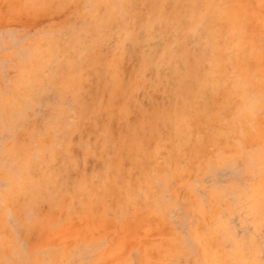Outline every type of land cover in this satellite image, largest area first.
I'll return each mask as SVG.
<instances>
[{
    "label": "rangeland",
    "instance_id": "374dc122",
    "mask_svg": "<svg viewBox=\"0 0 264 264\" xmlns=\"http://www.w3.org/2000/svg\"><path fill=\"white\" fill-rule=\"evenodd\" d=\"M0 264H264V0H0Z\"/></svg>",
    "mask_w": 264,
    "mask_h": 264
},
{
    "label": "bare ground",
    "instance_id": "6f19581e",
    "mask_svg": "<svg viewBox=\"0 0 264 264\" xmlns=\"http://www.w3.org/2000/svg\"><path fill=\"white\" fill-rule=\"evenodd\" d=\"M28 1V0H27ZM43 1V0H42ZM56 1V0H55ZM171 1V0H170ZM61 2V1H60ZM32 3V2H31ZM42 3V2H41ZM52 3V2H51ZM53 3H54V1H53ZM165 4V3H164ZM26 5V4H25ZM30 5V4H29ZM48 5V4H47ZM50 5V4H49ZM56 5V4H55ZM60 5V4H59ZM52 6H53V4H52ZM42 7V6H41ZM169 7V6H168ZM40 9V8H39ZM29 10V9H28ZM45 10V9H44ZM40 11V10H39ZM43 11V10H42ZM156 11V10H155ZM48 12V11H47ZM41 13V12H40ZM154 15V14H153ZM170 17V16H169ZM155 21L156 20H154V21H152V23L150 24V25H148V27H147V31H148V33H149V31H150V33L153 31L154 33H155V29L157 28V25H158V27H159V29H160V31H161V27L163 26V25H166L167 27H170L171 26V23L173 22H171L170 21V19L169 20H162V19H158V23L159 24H156L155 23ZM178 21V20H177ZM148 22V21H147ZM180 22V21H179ZM183 22V21H182ZM172 24H174V22L172 23ZM143 26V25H142ZM171 28V27H170ZM159 29L157 28V30L159 31ZM168 29V28H167ZM180 29V28H179ZM141 30H143V29H141ZM156 30V31H157ZM173 30H175L174 28H173ZM172 30V31H173ZM176 30H178V29H176ZM176 30H175V32H174V36H175V34H177V32H176ZM128 31V30H127ZM157 31V32H158ZM166 31H168V30H166ZM181 31V30H180ZM185 31V30H184ZM187 31V30H186ZM143 32V31H142ZM153 32H152V35H153ZM161 33H162V31H161ZM126 34V33H125ZM129 34H130V31H129ZM145 34V33H144ZM180 34V33H179ZM178 34V35H179ZM198 34V33H197ZM165 35V34H164ZM188 35V34H187ZM194 35H195V33H194ZM131 36V35H130ZM163 36V35H162ZM192 36V35H191ZM202 35H200V37H201ZM161 37V36H160ZM176 37V36H175ZM133 37H131V38H129V41L132 39ZM162 40L164 39L165 41H166V43L168 44V45H171V47L170 48H168L167 46H166V44H163V42H162V44H163V47L161 48V50L158 52V54L160 55V60H158L159 62L156 64H154V66H153V68L156 70V71H158L159 73H160V75H161V77L162 78H164L166 75H167V67L165 66V64H167V60H168V57H167V55H168V53L170 52V51H173V52H176V50L177 51H180V49H179V47H178V45H176L175 43H174V37L173 36H171V35H166V37L164 36L163 38H161ZM133 40V39H132ZM133 43H134V41H132ZM123 44V43H122ZM132 44V43H131ZM180 44V43H179ZM140 46H144V45H141V44H139ZM122 46V45H121ZM134 46H135V43H134ZM121 48V50H122V47H120ZM124 48V47H123ZM128 48V47H127ZM134 49H135V47H134ZM153 49V48H152ZM151 49V50H152ZM128 50V49H127ZM158 50V49H157ZM123 52H124V49L122 50ZM148 52H149V54H153V51H150V49H148ZM116 53V52H115ZM125 55H126V53H124ZM128 54V53H127ZM129 55V54H128ZM124 56V55H123ZM151 58H152V56H151ZM120 59H122V58H120ZM120 59H119V61H120ZM137 60V59H136ZM119 61H118V59H117V62L119 63ZM154 62V61H153ZM163 62V63H162ZM118 63H117V65H118ZM118 67V66H117ZM133 67V66H132ZM151 67V66H150ZM151 70V69H150ZM103 71V70H102ZM122 71V70H121ZM101 75V74H100ZM147 82V81H146ZM151 83L153 82V81H150ZM156 82V81H155ZM139 83V82H138ZM141 83V82H140ZM148 83V82H147ZM150 83V84H151ZM154 83V82H153ZM152 83V84H153ZM160 84V83H159ZM167 86V85H166ZM169 88V87H168ZM136 89V88H135ZM166 90V89H165ZM166 92V91H165ZM89 93V92H88ZM169 93V92H168ZM144 95V94H143ZM168 95H170V94H168ZM163 97V96H162ZM177 98H179V97H177ZM142 99V98H141ZM158 99V98H157ZM138 101V100H137ZM146 101H148V100H146ZM158 101V100H157ZM163 101V100H162ZM168 101V100H167ZM114 103V102H113ZM150 103V102H149ZM148 104V103H147ZM105 105V104H104ZM152 106V105H151ZM181 108V107H180ZM107 110V109H106ZM98 113V112H97ZM102 114V113H101ZM100 114V115H101ZM95 116V115H94ZM101 116H103V115H101ZM172 116V115H171ZM181 116H183V115H181ZM96 117V116H95ZM113 118V117H112ZM114 121V120H113ZM122 121V120H121ZM98 122V121H97ZM183 122V121H182ZM98 124V123H97ZM124 125V124H123ZM159 128V127H158ZM180 136H181V134H179ZM178 135V136H179ZM149 136V135H148ZM175 141V140H174ZM139 144V143H138ZM137 144V145H138ZM149 145V144H148ZM128 157V156H127Z\"/></svg>",
    "mask_w": 264,
    "mask_h": 264
}]
</instances>
